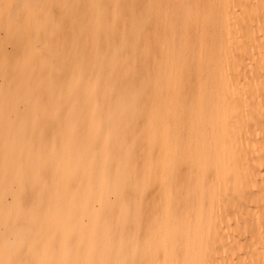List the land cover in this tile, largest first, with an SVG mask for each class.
Wrapping results in <instances>:
<instances>
[{"label": "bare ground", "instance_id": "6f19581e", "mask_svg": "<svg viewBox=\"0 0 264 264\" xmlns=\"http://www.w3.org/2000/svg\"><path fill=\"white\" fill-rule=\"evenodd\" d=\"M0 264H264V0H0Z\"/></svg>", "mask_w": 264, "mask_h": 264}]
</instances>
